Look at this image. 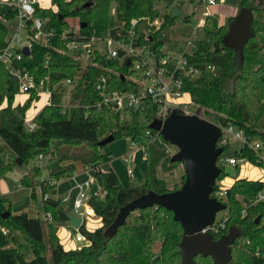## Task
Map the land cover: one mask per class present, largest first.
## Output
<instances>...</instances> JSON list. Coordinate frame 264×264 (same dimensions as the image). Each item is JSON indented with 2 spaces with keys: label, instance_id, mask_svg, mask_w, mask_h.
Segmentation results:
<instances>
[{
  "label": "trees",
  "instance_id": "16d2710c",
  "mask_svg": "<svg viewBox=\"0 0 264 264\" xmlns=\"http://www.w3.org/2000/svg\"><path fill=\"white\" fill-rule=\"evenodd\" d=\"M50 1L51 7L37 4L36 16L45 20L44 29L54 35L46 45L36 42L30 55H24L20 66L37 79L49 76L51 87L64 78H78L72 89V103L75 105L63 112L64 91L54 90L52 103L34 118L36 128L28 130L26 114L39 95L32 92L24 104H16L15 82L7 67L0 62V154L9 148L15 157L23 159V163L33 161L31 174H26L20 184L31 189L33 199H37V188L42 197L50 195L51 199L42 200L46 213L53 215L49 221L27 213L13 214L7 198L0 197V223L11 231L8 235L0 231V264H181L183 227L174 220L173 212L163 206L133 211L115 235L106 234L121 207L133 199L149 190L164 193L182 186L170 189L159 176L160 169L166 172L171 169L169 166L181 162L171 160L173 155L167 152L170 143L161 135L156 136L157 131L150 127L159 117L157 103L148 97L139 109L97 106L103 98L98 89L101 76L107 77L110 92L136 93L144 91L146 77L127 60L121 62L117 57L97 56L95 64L83 66L78 58L66 51L61 38L62 33L74 25H79L86 35L105 36L117 22L129 29L135 18H147L152 22L159 18L161 28L152 25L145 41L158 58L163 59L166 56L165 42L160 33L166 25H174L178 17H172L171 12L162 13L157 5L163 1L170 6L175 0ZM257 1L263 3V0ZM250 5L249 0L243 1L242 6ZM259 11L264 13L263 8ZM15 16L13 8L0 16V53L15 31ZM233 18L230 17L229 24ZM229 24L223 25L217 18L206 17L205 35L193 41L192 51L187 55L189 62L200 70V75L186 77L183 90L190 95L192 105L203 109L214 122L221 126L233 124L264 144V21L254 16L251 32L239 46L224 42ZM110 135L115 139L128 138L143 147L147 166L144 181L140 185L124 187L113 169L97 171L103 175L107 195L91 202L102 219V225L94 231L87 230L85 224L81 225L79 230L89 242L66 249L58 236L60 226L68 221L57 197L59 184L75 175L77 162L86 169L109 163L112 152L105 151L107 145L101 142ZM219 146L225 151L229 142ZM40 155L48 160L49 177L38 181L36 178L43 175L42 165L36 163L40 161ZM235 156L259 165L256 152L246 144L235 152ZM17 164L13 161L4 165L0 173L9 172ZM226 175L223 170L215 189ZM263 186L264 181L236 179L228 187L224 200L227 215L218 222V230L214 229L216 222L210 229L215 239L232 226L241 229L232 246L230 264H264V203L255 202ZM8 212L4 218L2 215ZM15 232L23 241L17 239ZM27 245L32 257L26 252ZM196 260L198 264H215L211 256L199 255Z\"/></svg>",
  "mask_w": 264,
  "mask_h": 264
},
{
  "label": "built area",
  "instance_id": "2783aa9c",
  "mask_svg": "<svg viewBox=\"0 0 264 264\" xmlns=\"http://www.w3.org/2000/svg\"><path fill=\"white\" fill-rule=\"evenodd\" d=\"M217 1L218 0H199L195 5L193 14L199 11L200 6H213L217 4ZM8 2L10 8L16 10L15 31L7 47L0 53V62L7 67L12 78L15 77L20 81V88L22 91L29 94L36 92L38 95L42 92H47L50 96L49 104L52 103V94L54 90H62L64 93L68 91L70 93L71 103L64 104L62 96L63 112H65L66 109L75 105L72 103V89L77 84L78 78H64L51 87L49 85V76L37 79L33 74L20 66L24 55H26L24 52L26 47L29 49L30 55L32 47L36 42L46 45L54 35L53 32H48L44 29L45 20L36 16V6L37 4L41 5V0H8ZM202 15L205 16L206 13L202 12ZM138 19L140 18L132 20L131 27L127 32H120V34L115 37L110 34L112 29L105 36L86 35L82 33L79 25L72 26L61 35V38L64 40L66 51L71 52L78 58L83 66L95 64L97 56L104 58L117 57L120 58L121 62L127 60L129 65H133L134 69H136L140 75L146 77V81H144V91L136 93L121 91L110 92L108 91L107 77L105 75L101 76L98 79V89L101 90L103 98L97 106L99 108H112L117 110L125 108L139 109L146 98L149 97L158 105L159 119L165 120L174 109L181 110V113L189 115L199 112V116L204 117L202 115L203 109L200 108L195 110L194 107L196 106L192 105L191 98L190 102L180 101L183 94L187 93L183 90L184 79L186 77H196L200 75L198 67L191 64L187 58V55L191 52H189L187 48L181 49L179 55L170 52L166 53L163 59H159L157 53L151 49L145 41L150 34L144 33V36H141V33L136 30ZM205 19L206 17L200 18L199 22L195 23L193 35H197V29L204 25ZM209 120L213 121L212 119ZM26 126L28 130L31 131L34 130L37 125L33 119L30 122H26ZM220 127L222 129V136L219 144L228 143L230 140L229 136L243 141L244 144L248 145L250 149L256 152L259 165L264 167V144L261 140L253 139L233 124H228L226 126L220 125ZM157 133L156 136L161 135L158 131ZM148 134L152 136L151 131H148ZM177 151L178 148L176 146L172 144L167 145V152L169 154L174 155ZM223 153L218 157L217 164L222 167L224 171L227 166L236 168L240 161L244 160L236 156L224 157ZM43 158V155L39 156L40 161ZM122 158L129 167L128 173L134 178V170L130 167L131 157L124 154ZM88 170L97 173V171L106 172L108 169L104 165H100L98 167L87 168V171ZM73 179L75 185L72 190H75V196L72 198L69 193V195L58 199L61 203L72 201L74 208L73 213L82 219L81 225H83L87 219L98 217L91 201L93 199H104L107 195V190L104 186H100L98 180L92 176H89L84 181ZM227 189L228 188H224L219 184V187L214 189L211 195L225 202ZM43 199L49 200L51 197L45 194ZM255 202L264 203V186L257 193ZM45 219L51 221L53 215L47 212ZM214 229L216 230V228ZM0 231L6 235L11 232L9 228L3 226L1 223ZM75 240L83 244L89 242L86 235L79 229H77Z\"/></svg>",
  "mask_w": 264,
  "mask_h": 264
},
{
  "label": "rangeland",
  "instance_id": "374dc122",
  "mask_svg": "<svg viewBox=\"0 0 264 264\" xmlns=\"http://www.w3.org/2000/svg\"><path fill=\"white\" fill-rule=\"evenodd\" d=\"M6 0H1L0 4V16L7 14L10 11V6L7 3H4ZM183 2V13L180 15L175 24L170 26L166 25L162 32L160 33V38L165 42L164 51L166 53H176L180 54L181 49H188L189 52L192 51L193 41L198 38H203L205 33L203 30V26L199 27L197 30V35H193L195 23L199 22L200 18L205 17H213L217 18L220 24L228 25V21L230 17L236 16L240 9L243 7L244 0H218L216 5H205L200 6L199 11L193 14L195 5L199 2V0H175L174 5L176 3ZM251 3V7L254 8V16L260 18L264 21V13L259 11L261 8L264 9V0L263 3H260L257 0H249ZM42 6L51 7L50 0H41L40 2ZM157 7L162 13H166L167 9L165 7V3L161 1L158 3ZM202 12H205L206 15L203 16ZM113 14L115 15V7H113ZM190 16L189 19H186L187 16ZM152 25H156L157 29H160L162 26V21L159 18H156L153 22L147 18L138 19V24L136 25V30L139 33L148 34L151 30ZM128 29L123 26V24L118 23L114 28H112L110 34L115 37L120 34V32H127ZM17 88L16 101L15 103L24 104L29 98V93L24 92L20 88V81L13 77ZM50 96L47 92H42L39 95V98L34 100L31 103V107L27 111L26 114V122L32 121L35 116L47 105H49ZM182 102H190V95L188 93L183 94L180 99ZM63 103L69 104L71 103L70 93L67 91L63 95ZM195 110L200 109L199 106L194 107ZM202 115L206 118L212 119L211 116H207L205 112L202 110ZM229 147L224 151V157L235 156V152L239 151L243 146L244 142L238 139L229 136ZM105 151L112 152V159L109 163L104 164L107 169H113L119 176L120 183L124 187H130L132 185H140L145 178L147 172L146 166V156L144 154V150L141 146L134 144L128 138H117L114 141L107 144V147L104 149ZM127 155L131 157L130 167L134 170L135 177L132 178L128 173V165L124 162L122 156ZM17 157L11 152L9 148L6 149L2 154H0V168L6 164L16 162ZM41 162V163H40ZM36 163L42 164L43 175L37 177L36 180L47 179L49 177L48 171V160L42 159L41 161H36ZM221 164V163H219ZM223 165H226L222 163ZM34 166L33 161L29 163L17 164L12 170L6 173H0V197L7 198V205L10 206L11 212L13 214L19 213H27L32 217H39L44 220L46 216V211L44 208L42 193L39 188H37V199H33L32 192L30 188H25L21 186L20 181L26 174H31V169ZM77 172L85 171L86 169L83 167L81 162L76 163ZM170 170L163 172L161 169L159 170V176L166 181L167 186L172 189L177 185H182L183 181H185V170L182 163L171 165ZM88 173L98 180L99 185L103 186V175L98 174L94 171H87V173L78 176V181H84ZM239 178H248L252 180L264 181V167L258 164L251 162L248 159H244L240 161L239 165L235 168L234 175H226L219 184L224 187H230L236 179ZM74 182L70 179H64L60 182L58 187V198H63L67 195L75 196V191L72 190ZM63 207L66 212H73L74 208L72 205V201L63 202ZM227 215V210L220 211L217 214L216 218V230L219 227L220 219L224 220ZM102 219L100 217H92L85 221V228L89 231H94L98 226L101 225ZM69 225H63L60 227L58 231V236L60 237L61 243L67 248L71 246L73 243L77 244L75 241V233L66 232ZM16 233V237L19 241H23L19 233ZM83 244V243H82ZM78 246V244H77ZM26 252H28V256L32 257V252L30 247L26 246Z\"/></svg>",
  "mask_w": 264,
  "mask_h": 264
},
{
  "label": "water",
  "instance_id": "95a60500",
  "mask_svg": "<svg viewBox=\"0 0 264 264\" xmlns=\"http://www.w3.org/2000/svg\"><path fill=\"white\" fill-rule=\"evenodd\" d=\"M180 15L181 9L172 5L171 16ZM253 19V9L243 6L230 22L224 42L239 46L249 36ZM81 25L85 26L83 23ZM24 52L28 55L29 49L26 47ZM150 127L158 131L165 141L178 148L171 160L183 164L185 181L176 190L164 193L149 190L122 206L114 222L106 229V234L115 235L133 211L155 205L163 206L173 212L174 220L183 227L184 234L180 242L181 264H198L196 257L199 255L211 256L215 264H230L232 246L241 229L232 226L217 239L210 230L216 222L217 214L227 208L225 202L211 195L223 171L217 164L218 157L224 152V147L218 145L222 136L220 125L200 117L199 112L189 115L174 109L165 120L154 119ZM114 139L110 135L101 144L107 145ZM16 161L18 164L23 163L22 158H17ZM225 173L234 175L235 168L227 166ZM9 213L2 216L5 218ZM66 216L73 227H81L80 217L73 212H66Z\"/></svg>",
  "mask_w": 264,
  "mask_h": 264
},
{
  "label": "crops",
  "instance_id": "0c3cea01",
  "mask_svg": "<svg viewBox=\"0 0 264 264\" xmlns=\"http://www.w3.org/2000/svg\"><path fill=\"white\" fill-rule=\"evenodd\" d=\"M1 1V0H0ZM2 2H0V4H1ZM4 3H7L8 5H9V2H8V0H6ZM176 4H178L179 6L178 7H180V9H181V15H182V13H183V11H182V9H183V2H181L180 3V1H179V3H176ZM42 5V4H41ZM174 5V4H173ZM10 6V5H9ZM165 7H166V9H167V12H171V7H172V5H170V6H167L166 4H165ZM166 12V13H167ZM189 16V15H188ZM191 19V18H190ZM142 147V146H141ZM142 149H143V147H142ZM145 154V153H144ZM43 159H45V158H43ZM41 163V162H40ZM42 165V164H41ZM86 169V168H85ZM85 173H87V169L85 170V171H80L79 173L76 171V173H75V175L73 176V177H71V179L73 180V182H74V184H73V186H72V188L74 187V185H75V181H74V179L73 178H75V179H78V176H81V175H83V174H85ZM89 176H91L89 173H88V176H87V178L89 177ZM67 179H70V178H67ZM73 191H75V190H73ZM66 224H68L69 225V229H67L66 230V232H69V233H75V232H77V229L75 228V227H73L70 223H69V221H67V222H65V223H63L61 226H63V225H66ZM101 225H102V222H101ZM100 225V226H101ZM60 226V227H61ZM100 226H98V227H100ZM60 229V228H59ZM76 235H77V233H75V237H76ZM60 238V237H59ZM61 241V240H60ZM76 241V240H75ZM63 244V243H62ZM77 244H78V246H77ZM77 244H72L71 246H69V247H65L64 245V247L66 248V249H74V248H77V247H79V246H81L82 245V243H80V242H77Z\"/></svg>",
  "mask_w": 264,
  "mask_h": 264
}]
</instances>
